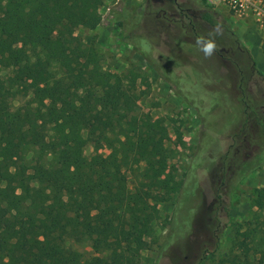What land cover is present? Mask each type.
<instances>
[{"label":"trees","instance_id":"obj_1","mask_svg":"<svg viewBox=\"0 0 264 264\" xmlns=\"http://www.w3.org/2000/svg\"><path fill=\"white\" fill-rule=\"evenodd\" d=\"M104 2L0 0V264H141L159 205L181 189L169 171L173 150L159 136L166 126L136 114L146 94L138 82L148 78L105 70L76 35L97 29ZM140 25L179 29L166 63H188L179 42L200 50L199 37L214 40L213 55L232 73L229 99L241 104L234 145L259 142L251 127L264 130V73L207 0H147ZM236 162L225 156L211 173L214 200L202 219L209 239L195 264L217 249L232 193L260 168ZM252 203L262 218L233 223L232 251L216 264H264V185Z\"/></svg>","mask_w":264,"mask_h":264},{"label":"rangeland","instance_id":"obj_2","mask_svg":"<svg viewBox=\"0 0 264 264\" xmlns=\"http://www.w3.org/2000/svg\"><path fill=\"white\" fill-rule=\"evenodd\" d=\"M146 1L105 0L97 29L78 28L76 35L96 48L105 70L117 74L134 71L148 78L146 84L138 82V89L146 94L138 101L136 114L141 119L148 116L161 119L166 129L159 136L173 150L169 171L181 189L170 201L159 205L161 217L155 225L154 237L142 253L141 264H195L200 246L209 239L202 219L207 218L214 200L211 173L223 157H234L235 167L240 164L244 170L255 167L257 162L260 164V168L247 173L232 193L230 224L251 221L255 225L262 218L263 214L252 202L255 190L264 185V130L253 124L251 128L259 142L245 145L238 140L237 150L232 129L235 124L241 127L243 119L240 102L232 103L229 99L233 90L232 73L215 55L206 57L201 50L181 42L177 46L178 54L184 55L188 63L181 64L176 54L166 63L162 57L171 54V42L179 29L168 27L158 33L156 29L150 32L142 27ZM114 12L119 15L115 16ZM216 12L264 73V34L249 22ZM147 35L153 38L154 45L144 40ZM23 90V97L27 98L28 90ZM246 128L249 130L250 124ZM92 151L88 148L87 154ZM102 152L108 156L107 151ZM231 225L217 249H210L211 254L201 264H216L231 253Z\"/></svg>","mask_w":264,"mask_h":264},{"label":"built area","instance_id":"obj_3","mask_svg":"<svg viewBox=\"0 0 264 264\" xmlns=\"http://www.w3.org/2000/svg\"><path fill=\"white\" fill-rule=\"evenodd\" d=\"M214 10L249 22L264 33V0H208Z\"/></svg>","mask_w":264,"mask_h":264},{"label":"clouds","instance_id":"obj_4","mask_svg":"<svg viewBox=\"0 0 264 264\" xmlns=\"http://www.w3.org/2000/svg\"><path fill=\"white\" fill-rule=\"evenodd\" d=\"M197 44L201 46L200 50L204 53L206 57H211L216 49V44L214 40H205L204 37H199L197 39Z\"/></svg>","mask_w":264,"mask_h":264},{"label":"crops","instance_id":"obj_5","mask_svg":"<svg viewBox=\"0 0 264 264\" xmlns=\"http://www.w3.org/2000/svg\"><path fill=\"white\" fill-rule=\"evenodd\" d=\"M259 30V29H258ZM260 31V30H259ZM261 32V31H260ZM264 34V33H263ZM264 52V51H263Z\"/></svg>","mask_w":264,"mask_h":264}]
</instances>
